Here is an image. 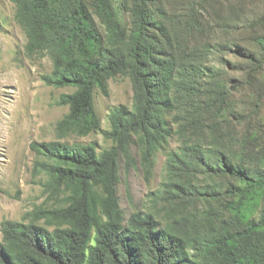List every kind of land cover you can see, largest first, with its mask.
<instances>
[{
	"label": "rangeland",
	"instance_id": "rangeland-1",
	"mask_svg": "<svg viewBox=\"0 0 264 264\" xmlns=\"http://www.w3.org/2000/svg\"><path fill=\"white\" fill-rule=\"evenodd\" d=\"M113 4L125 37L142 24L151 50L147 72L159 93L154 106L166 121L162 133L151 138L133 134L129 155L120 156L117 188L124 223L137 212L153 214L205 264H221L219 255L231 240L250 249L258 246L261 255L264 186L253 189L213 166L226 154L243 161L246 138L264 127V0ZM142 10L144 22L139 20ZM94 20L98 43L106 51L118 46L121 39L95 13ZM27 42L16 4L0 0V240L5 219L52 229L35 214L66 202L64 193L46 192V176L34 168L32 142L93 143L102 153L113 145L105 136L111 113L122 105L136 106L132 79L112 77L106 91L96 88L94 93L100 128L59 138L57 124L69 106L58 101L75 88L45 83L42 77L52 72L53 59L46 51L30 54Z\"/></svg>",
	"mask_w": 264,
	"mask_h": 264
},
{
	"label": "trees",
	"instance_id": "trees-1",
	"mask_svg": "<svg viewBox=\"0 0 264 264\" xmlns=\"http://www.w3.org/2000/svg\"><path fill=\"white\" fill-rule=\"evenodd\" d=\"M12 1L28 36L27 51H46L53 59L52 72L42 77L45 83L75 88L58 101L69 106L57 124L59 138L85 136L100 128L94 93L96 88L106 91V81L112 77L126 74L132 79L136 106L130 110L122 105L111 113V130L105 136L113 145L102 153L93 143H31L37 156L35 171L46 176V192H62L66 202L35 214L36 219L53 225L52 229L35 221L3 220L0 264H205L190 253L182 238L162 228L153 214L134 213L125 224L119 205V159L129 155L132 135L141 132L151 138L166 128L154 106L159 93L147 72L151 50L142 24L125 37L113 0ZM141 12L139 20L144 22ZM94 13L121 39L110 51L98 43ZM239 49L253 58L248 48L239 45ZM244 143L243 161L234 162L226 154L213 169L225 171L253 189L264 186V127ZM258 250V246L250 249L248 243L237 245L231 240L219 262L264 264V253L260 255Z\"/></svg>",
	"mask_w": 264,
	"mask_h": 264
}]
</instances>
